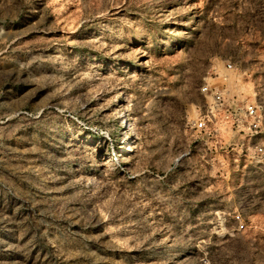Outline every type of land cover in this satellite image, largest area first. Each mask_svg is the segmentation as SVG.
Instances as JSON below:
<instances>
[{"label":"rangeland","instance_id":"1","mask_svg":"<svg viewBox=\"0 0 264 264\" xmlns=\"http://www.w3.org/2000/svg\"><path fill=\"white\" fill-rule=\"evenodd\" d=\"M205 86L264 130V0H0V264H264V135Z\"/></svg>","mask_w":264,"mask_h":264},{"label":"built area","instance_id":"2","mask_svg":"<svg viewBox=\"0 0 264 264\" xmlns=\"http://www.w3.org/2000/svg\"><path fill=\"white\" fill-rule=\"evenodd\" d=\"M212 96L209 113L196 123L197 128L202 130L210 138H221L224 131H230L234 136H246L249 138H263L260 107L253 102L246 101L241 106L228 107L222 92L205 86L202 89ZM255 152H264V146L253 147ZM243 228V224L240 225Z\"/></svg>","mask_w":264,"mask_h":264},{"label":"bare ground","instance_id":"3","mask_svg":"<svg viewBox=\"0 0 264 264\" xmlns=\"http://www.w3.org/2000/svg\"><path fill=\"white\" fill-rule=\"evenodd\" d=\"M127 121V120H126ZM126 148V147H125ZM131 148V146L130 147H128V148H126V149H130ZM125 149V150H126ZM127 151V150H126ZM103 164H105V165H111L112 163H111V161L110 160H104L103 162H102Z\"/></svg>","mask_w":264,"mask_h":264}]
</instances>
